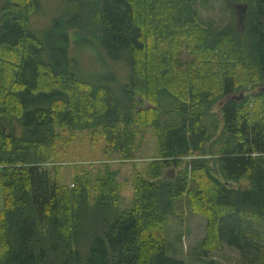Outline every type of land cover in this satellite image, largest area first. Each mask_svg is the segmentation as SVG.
Instances as JSON below:
<instances>
[{
    "label": "trees",
    "instance_id": "16d2710c",
    "mask_svg": "<svg viewBox=\"0 0 264 264\" xmlns=\"http://www.w3.org/2000/svg\"><path fill=\"white\" fill-rule=\"evenodd\" d=\"M193 1L87 0L102 50L131 55L121 102L106 86L43 59L26 26L34 0H0V264H185L165 253L163 227L172 200L184 194L205 219L201 255L226 245L238 264H264V0H221L245 11L241 26L236 19L220 29L194 22ZM54 25L67 43L63 23ZM239 90L236 101L230 96ZM167 94L178 102L168 120L159 107ZM216 102L219 129L207 121ZM143 127L156 153L133 174L128 208L119 209V182L105 164L93 180L81 169L69 187L43 167L80 130L100 138L105 158H129ZM210 139L212 165L195 158L182 170L183 157L203 155ZM170 166L171 179L163 175ZM242 178L247 187L231 186ZM86 212L100 227L81 254L74 237L77 228L88 231Z\"/></svg>",
    "mask_w": 264,
    "mask_h": 264
},
{
    "label": "rangeland",
    "instance_id": "374dc122",
    "mask_svg": "<svg viewBox=\"0 0 264 264\" xmlns=\"http://www.w3.org/2000/svg\"><path fill=\"white\" fill-rule=\"evenodd\" d=\"M36 8L27 15V30L35 35L41 42V54L48 62L55 61L66 66L77 78L93 80L111 90L117 100L123 101V86L127 85L130 79L131 55L129 51H122L115 57L110 58L104 52L100 43V28L93 6L87 0H34ZM229 8L221 0H194L192 8L197 11L194 22L202 27L220 29L234 23L241 26L243 13L240 8H235L230 3ZM1 21V20H0ZM54 21L63 23L62 31L67 33L64 43L61 36L55 33L58 29ZM95 22V23H94ZM97 23V24H96ZM51 27V29H50ZM186 59L185 53L180 55ZM249 93V91H246ZM237 94L238 96H235ZM233 94L236 101L243 97L241 90ZM135 101L140 100L138 96ZM221 99V98H220ZM160 111L164 113L163 118L170 119L176 115L175 106L178 104L171 95L160 96ZM144 102V106L149 103ZM218 102V101H217ZM217 102L213 104V116L207 118L209 124L220 128V111ZM60 131V130H59ZM61 132V131H60ZM66 137L67 134L65 133ZM88 130H80L68 140V143L60 144L54 159L43 163L47 169L50 179L61 185H71L74 176L83 168L89 171L90 180H93L95 172L105 164L115 171V178L119 182L118 207L128 208L131 206V179L136 171L145 169L150 159L155 156L157 146L156 139L148 127H143L136 135L137 148L129 158H122L120 154H113L110 159L101 154V143L95 138L91 139ZM58 146V144H56ZM204 154L190 153L181 160L182 170L188 172V162L191 159L200 158L210 162L214 159L216 143L210 139L203 148ZM171 171L172 175L177 171L173 167L163 169V175ZM169 174V173H168ZM231 186L245 188L247 182L244 178L231 183ZM188 188L194 189V184L189 181ZM91 197L87 202L90 203ZM172 211L163 221L164 240L166 241L165 253L183 260L185 264H238L239 254L231 247L223 246L220 251L201 255L198 245L204 234L205 219L196 211L189 202L197 203L194 197L185 195L172 200ZM193 204V205H194ZM3 208V193L0 187V209ZM87 230L77 228V235L74 237L80 246L77 249L82 254L87 245L89 236L100 227V221H89V213H84Z\"/></svg>",
    "mask_w": 264,
    "mask_h": 264
},
{
    "label": "water",
    "instance_id": "95a60500",
    "mask_svg": "<svg viewBox=\"0 0 264 264\" xmlns=\"http://www.w3.org/2000/svg\"><path fill=\"white\" fill-rule=\"evenodd\" d=\"M234 6L240 8V10L242 11V13L245 11V6L244 5H240V6L239 5H234ZM230 97L234 98L233 95H231ZM164 176H167L170 179H171V177H173L171 171L166 172Z\"/></svg>",
    "mask_w": 264,
    "mask_h": 264
},
{
    "label": "flooded vegetation",
    "instance_id": "af4514ba",
    "mask_svg": "<svg viewBox=\"0 0 264 264\" xmlns=\"http://www.w3.org/2000/svg\"><path fill=\"white\" fill-rule=\"evenodd\" d=\"M237 9V7H235Z\"/></svg>",
    "mask_w": 264,
    "mask_h": 264
}]
</instances>
